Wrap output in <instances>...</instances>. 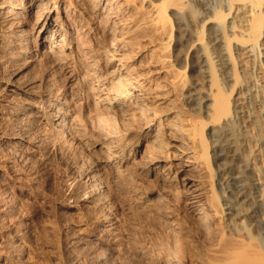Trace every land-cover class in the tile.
Returning a JSON list of instances; mask_svg holds the SVG:
<instances>
[{"label":"bare ground","instance_id":"6f19581e","mask_svg":"<svg viewBox=\"0 0 264 264\" xmlns=\"http://www.w3.org/2000/svg\"><path fill=\"white\" fill-rule=\"evenodd\" d=\"M260 45L264 0H0V264H264Z\"/></svg>","mask_w":264,"mask_h":264},{"label":"rangeland","instance_id":"374dc122","mask_svg":"<svg viewBox=\"0 0 264 264\" xmlns=\"http://www.w3.org/2000/svg\"><path fill=\"white\" fill-rule=\"evenodd\" d=\"M239 8V6H237V9ZM236 9V10H237ZM245 9V8H244ZM235 10V11H236ZM242 9H238L236 12V15H237V17H238V14H239V16L240 17H242V19L243 20H245V19H247L248 18V12L247 13H245L243 10L241 11ZM174 13H176V14H174ZM174 13H173V18L175 19V17H176V19L177 20H179L180 19V17H178V15L179 14H181L180 16L182 17V12H180L179 14H178V12H175L174 11ZM178 14V15H177ZM244 16V17H243ZM178 17V18H177ZM184 17H185V15H183V17H182V19L181 20H179L178 21V23L180 22V24H178V27L180 28V32L182 31L181 30V28L183 27L184 28V30L182 31V32H184L183 34H184V36H185V38H187L188 39V37H190L188 40L189 41H191V39L192 40H194L193 39V37L195 38V34L194 35H192L193 33H194V31H193V28L191 27V25H187V23L188 22H186L187 21V19H186V21L184 20ZM236 17V18H237ZM247 17V18H246ZM237 20H240L241 21V18L239 19V17L237 18ZM183 21H184V23H183ZM240 23V22H239ZM179 25H182V27L181 26H179ZM192 28V33H191V30H189L188 28ZM190 28V29H191ZM188 32V34H189V36H188V34H187V32ZM181 32V33H182ZM186 33V34H185ZM196 47V48H195ZM156 49H157V52H158V50L160 49H158V46H156L155 47ZM154 48V49H155ZM194 55H195V57L197 58V56H198V59H199V63H201L200 64V67H202L203 69H202V71L203 72H205V70L204 69H206V66H204L205 64V61H203V56H202V52L200 51V48L198 47V46H196V45H194ZM247 48V49H246ZM246 48L244 47L243 48V52L244 53H242L241 55H240V57L239 58H241V60L239 61V63H242V64H244L245 63V61L247 60L248 62H250L249 60H252L251 62H252V64L254 65V66H252V64H248V67L246 66V64L248 63L247 61H246V63H245V65H244V68H245V66H246V68H245V71L247 70L248 71V73H247V77H249L248 78V85L250 86V91L252 92V97H251V102H252V107L254 108V110L255 109H257L258 107H260L262 110H260L259 111V108H258V110L257 111H259V113L261 114H259V113H257V111L255 112V115H257L258 117H259V121H258V123L260 124V122H261V124L259 125V127L261 128V129H259V127H258V132H260L259 134L261 135V138H262V141H261V144H263L264 145V134H262V133H264V122H263V117H264V108H262L263 106H264V64L263 65H261L260 64V62L261 63H263L264 62V55L262 54V53H264V45H260V47H259V50L261 51V53H260V60H259V58L257 59L255 56H254V54L255 53H253L252 51L253 50H249V49H252V47L250 48L249 46L247 47L246 46ZM196 49H197V51H196ZM199 49V50H198ZM245 49V50H244ZM240 50V52H242ZM153 51V52H152ZM152 51H149L147 54H146V56H144V57H142V58H140V61L139 60H136V65H140L141 66V64L142 63H144V61L148 58V56L149 55H152L153 53H155L156 51L155 50H152ZM197 52H199V54L197 53ZM255 52V51H254ZM196 53H197V55H196ZM254 56V57H253ZM243 58H244V60H243ZM254 59V60H253ZM144 60V61H143ZM204 62H202V61ZM262 60V61H261ZM141 61H142V63H141ZM140 62V63H139ZM253 62H255V64L253 63ZM258 62V63H257ZM135 65V66H136ZM46 66H48L47 65V63H46ZM45 66V63L43 62V64H42V62L41 61H38V62H36V63H34V65H32V67L30 68V67H28V68H26L25 70H24V73H23V78H27V79H32V80H39V78H41L42 76H46V75H49L52 79H54V74H53V69H51L50 68V66H48V67H46ZM262 66V67H261ZM253 67V68H252ZM260 67V68H259ZM30 68V69H29ZM47 68V69H46ZM44 69H45V71H44ZM47 70V71H46ZM49 70V71H48ZM50 70H52V72L50 71ZM28 71V72H27ZM25 74H27L26 76H25ZM42 74H44V75H42ZM52 74H53V76H52ZM42 75V76H41ZM204 75H205V73H204ZM28 76L30 77V78H28ZM41 76V77H40ZM257 76V77H256ZM262 76V78H260ZM32 77V78H31ZM35 78V79H34ZM51 79V80H52ZM55 81H56V79H54ZM52 82H53V80H52ZM56 83H59L60 84V82H57L56 81ZM259 90H258V89ZM257 90V91H256ZM261 90V91H260ZM260 91V92H259ZM258 92V94H256ZM260 93L263 95V97L260 95ZM261 96V97H260ZM261 98V99H260ZM260 99V100H259ZM254 102V103H253ZM263 102V103H262ZM258 104V106H257V104ZM254 104V105H253ZM255 104H256V106H255ZM260 105V106H259ZM256 107V108H255ZM252 108V109H253ZM262 111V112H261ZM261 116V117H260ZM263 116V117H262ZM261 118V119H260ZM263 123V124H262ZM263 125V126H262ZM262 126V127H261ZM262 130V131H261ZM263 136V137H262ZM263 155H264V153H263ZM262 158H264V156H262ZM226 161V162H225ZM224 162L227 164V172L229 171H231V172H233V173H231V174H233V175H235V174H237L236 173V167H234L235 166V164H233V161H229V158L228 159H226ZM263 161H264V159H263ZM231 162H232V164H231ZM234 167V168H233ZM229 168V169H228ZM230 168H232V170L230 169ZM234 169V170H233ZM52 171V172H51ZM51 171H49L48 172V174H47V176H46V174H43L42 172H41V175H40V171H37V173H36V176H38V177H36L37 178V180L35 179V181L34 180H32L31 181V183H30V181H28L29 183H27V182H24L23 180L21 181V182H24L26 185V188H28V187H32L30 190H33L34 191V193H33V195L31 196V195H28V196H26V198H24V200H23V205H24V207L26 208V207H28V208H31V210L29 209V211H31V212H29L28 210H27V215H31V218L33 219H35V216H34V213H35V211L38 213V215L40 216H42V217H53V218H58L59 217V215H60V211L57 209V206H56V201H57V199L60 197V194H61V184H59L60 183V179H59V176H58V174H56L55 173V171H56V169H54V170H51ZM57 172V171H56ZM228 172V173H229ZM55 176V177H52V176ZM226 176H227V174H225ZM43 176H45V177H43ZM215 176H216V174L214 173V178H215ZM42 177V178H41ZM58 177V179L56 180V178ZM40 178V179H39ZM50 178V179H49ZM43 179V180H42ZM48 179V180H47ZM38 180H40V181H38ZM42 180V181H41ZM37 181H38V183H37ZM45 182V184H43L44 182ZM47 181V182H46ZM51 181V182H50ZM58 182V183H57ZM54 183V184H53ZM28 184V185H27ZM31 186H30V185ZM37 184V185H36ZM40 184V185H39ZM56 184V185H55ZM10 185H12L11 183H10ZM33 185V186H32ZM34 185L37 187H34ZM42 185V186H41ZM54 185V186H53ZM58 187V189H57V187ZM12 187L13 186H10V197L11 198H13V196H15V194H14V190L12 189ZM14 188V187H13ZM60 189V190H59ZM12 190V191H11ZM37 190V191H36ZM56 190H58V191H60L59 192V194H58V192L56 191ZM13 192V193H12ZM38 192V193H37ZM57 192V193H56ZM36 193V194H35ZM40 193V194H39ZM36 195H37V197H36ZM57 195H59L58 196V198H57ZM175 195H177V198H176V201H178V208H177V210L179 209V208H182L181 206L179 207V202H180V200L181 199H179L180 198V196L178 197V194L176 193ZM30 196V197H29ZM176 197V196H175ZM31 198V199H30ZM57 198V199H56ZM33 199H34V201H33ZM37 201H36V200ZM40 201H39V200ZM30 202H29V201ZM55 201V202H54ZM29 202V203H28ZM34 202V203H33ZM40 202V203H39ZM36 203V204H35ZM30 204V205H29ZM36 205V207H35V205ZM28 205V206H27ZM40 205V206H39ZM42 207H44L43 209H45V210H43L42 209ZM56 207V208H55ZM34 208V209H33ZM54 208H55V210H54ZM33 209V210H32ZM37 209V210H36ZM53 211H54V214H53ZM56 211H57V214L55 215V213H56ZM33 212V213H32ZM59 212V213H58ZM28 213H31V214H28ZM42 213H43V215H42ZM48 213V214H47ZM52 213V214H51ZM45 214H46V216H45ZM59 214V215H58ZM48 215V216H47ZM52 215V216H51ZM54 215V216H53ZM34 216V217H33ZM220 216L219 215H217V217H216V222H217V224H218V221H219V223H220V218H219ZM33 223V222H32ZM52 235H51V233L50 234H48V238L46 239V240H48L49 241V239H50V243L52 242L53 243V239H54V236L52 237ZM52 239V240H51Z\"/></svg>","mask_w":264,"mask_h":264}]
</instances>
